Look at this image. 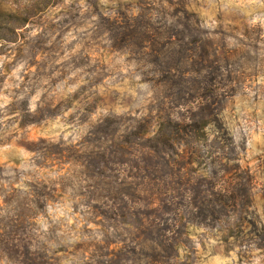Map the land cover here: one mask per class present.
<instances>
[{"label":"rangeland","instance_id":"obj_1","mask_svg":"<svg viewBox=\"0 0 264 264\" xmlns=\"http://www.w3.org/2000/svg\"><path fill=\"white\" fill-rule=\"evenodd\" d=\"M0 264H264V0H0Z\"/></svg>","mask_w":264,"mask_h":264},{"label":"trees","instance_id":"obj_2","mask_svg":"<svg viewBox=\"0 0 264 264\" xmlns=\"http://www.w3.org/2000/svg\"><path fill=\"white\" fill-rule=\"evenodd\" d=\"M195 123L178 122L167 120L166 122H160L158 124L157 131L154 135L155 141L158 145L173 146L174 141L177 143H183L188 145L190 149H194L199 146L197 140L200 134V128L195 127Z\"/></svg>","mask_w":264,"mask_h":264},{"label":"clouds","instance_id":"obj_3","mask_svg":"<svg viewBox=\"0 0 264 264\" xmlns=\"http://www.w3.org/2000/svg\"><path fill=\"white\" fill-rule=\"evenodd\" d=\"M33 108H34V104H33Z\"/></svg>","mask_w":264,"mask_h":264}]
</instances>
